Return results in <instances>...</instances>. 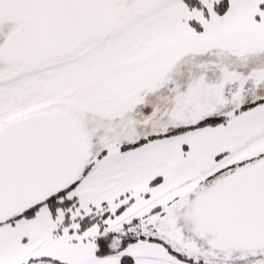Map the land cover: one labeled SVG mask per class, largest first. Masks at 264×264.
<instances>
[{
    "label": "snow or ice",
    "instance_id": "snow-or-ice-1",
    "mask_svg": "<svg viewBox=\"0 0 264 264\" xmlns=\"http://www.w3.org/2000/svg\"><path fill=\"white\" fill-rule=\"evenodd\" d=\"M0 264H264V0H0Z\"/></svg>",
    "mask_w": 264,
    "mask_h": 264
}]
</instances>
